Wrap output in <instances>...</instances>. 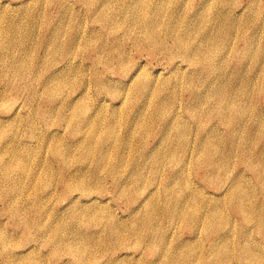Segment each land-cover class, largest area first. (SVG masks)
Listing matches in <instances>:
<instances>
[{
    "label": "rangeland",
    "instance_id": "obj_1",
    "mask_svg": "<svg viewBox=\"0 0 264 264\" xmlns=\"http://www.w3.org/2000/svg\"><path fill=\"white\" fill-rule=\"evenodd\" d=\"M10 1L16 3V5H0V28H4L8 20L13 17L27 19L23 34L24 36L26 35L25 39H28L29 45L32 42H34L33 44L36 43L34 50H30L28 53V58L34 60L40 57L43 62L48 58V63L50 61H58L56 65L54 63H52L53 65L49 64L50 67L44 71L45 74L51 73L60 67L65 71V73L61 75L62 80L59 82L60 89L58 88V93L54 101L49 104H45L44 102L39 104L45 107L48 105V107L51 106V108H57L59 110L66 101V99L63 100L64 98L81 89L84 93L81 98L85 97L84 101L86 104L90 107L96 106V108H99V105L102 104L105 109L104 113L101 115L102 118H100L99 113V118L97 119L106 120V124L110 125L114 133V140L117 141L116 144L114 143L112 145L114 150L116 145L120 144L121 141L129 139L130 131L134 132L131 139L128 140L130 143L122 150L124 151L125 157H130L131 160H136L137 156H140L142 151L145 150L144 145L139 147L141 141H144V143L146 142V149H151L153 144L156 145L157 142L160 141L155 136L160 128L159 122L161 120L157 117L159 113H163L166 116L170 113L180 115L176 116L177 120L180 122H186V120H188L192 123L198 122L197 119H201V113L196 114L195 111H192V113L188 112L186 107H184L186 102L191 100L189 99L190 93L187 91L189 85L200 89L201 93L209 92V95H211L210 101L214 104L213 112H210V114H212L214 119L211 120L206 118V114L202 118V121L207 120L209 124L210 122L215 123L219 115L218 112H215L218 104L215 103L218 100L216 98V92L219 89L230 92L237 91L242 96H244V93L249 95L248 98L241 97L237 105L247 110L242 122L236 123L234 121V116L229 118L232 123L230 129H234L237 138H249L248 132H252L248 129L249 126L245 125V123L248 125L251 124L252 115L249 112L250 109L254 110L253 107L261 106L264 110V0H214L210 7L202 9V12L205 13L203 28L211 33L207 40V43H209L207 49L213 48L211 53L216 51L214 53V61L212 65H207L205 69L206 74L203 75V77L192 73L194 67L190 62H186L178 57L174 58L172 62L163 56L159 57V51L154 53L142 47L141 42L136 38L137 34L131 32L127 24L121 21V19H117L116 24L111 23V26H102L103 22L100 21L101 18H98L99 14L92 5L93 2L98 0ZM23 1H25V3H21ZM171 1V9L180 6L183 8L182 14H184L185 18L182 19V23L184 25L188 22V19H186L187 16L192 15L196 7H200L205 3L204 0ZM33 15L37 16L38 19L31 20L29 28L32 35H29L26 28L29 17ZM217 17H220V19L215 20ZM59 18H69V21L66 20L63 27L60 29V35H62V33L64 34V27H66L69 30L68 33L76 30V34H79L78 37L80 36L82 47L74 49L76 51L73 54H71L70 51L67 54L63 51L58 54H48L45 49L38 48L43 45H37V43L41 40L45 41L46 37L50 35L51 29L56 26L57 19ZM71 19L73 20L70 21ZM78 22L82 23L81 30L74 28ZM214 24L217 26L216 29H212ZM68 33L66 32L64 38L68 37ZM93 33L98 34L90 38V35ZM86 37L90 39L86 40ZM115 38H120V42L123 41V45L119 46L115 54L116 60L112 62L111 58H105L102 55L103 52H100L99 56L102 62L97 68L102 70V68L107 65L104 75L108 80H112V82H110L112 83V88H124L129 93L130 90L134 88L130 89V86H125L124 81H119L121 80L123 72L130 70L132 67L134 72L137 71V74H145L149 78L154 77L156 83L151 87L149 94L144 98L140 96V99H138L132 94L127 95V93H124L123 95L118 94L119 96L113 99L105 92H100L96 88L93 77L95 76L94 71L97 68L95 70H84L80 66L82 63L86 65L93 64L94 68L96 65L94 58L97 57L98 61L100 60L98 54L95 55L92 53V47H86L88 43L95 45L100 43L107 44L108 40L114 42ZM15 39H20V36H15ZM119 53L124 55V65H119L120 60L117 61ZM64 56L66 57L65 60L62 58ZM159 59L162 60L163 63H161L162 61L160 62ZM66 60L72 62L68 67L65 66ZM136 60H139L138 64H141L137 68L134 67ZM176 65L179 69H174ZM217 66L222 67L223 74L226 76L231 74L239 76V81L234 84H230L229 82L222 84L223 79L219 78L220 73H218V76L211 74V69L213 70V68ZM158 73H161L160 76H158ZM177 79L178 81L175 83ZM165 80H167L168 83L171 82L167 88H164L163 85ZM9 81L12 83V79ZM31 81L34 83L36 82L34 79H31ZM89 81H91V85L86 90L85 85ZM22 84L24 85L26 83L22 82ZM2 85L3 83L1 82L0 89ZM15 85L19 84L16 83ZM175 86H178V89L173 90ZM12 87H14V85ZM139 89L142 91V86ZM27 92L28 88L23 86L22 90L15 91L11 95H6L4 97L0 96V110L11 109L13 104L17 101V97L21 96L19 94H25ZM251 96H253V99H251ZM103 99H106V102L102 103L101 100ZM238 101L239 99L237 102ZM139 103H143L145 106L143 108L144 115L136 117V112L140 108ZM145 103H147V105ZM206 103L203 102L201 105L198 103L196 106L206 110L205 108L207 107L208 109L210 106L209 103ZM193 104H196L194 100ZM36 107L37 104L35 102L27 101L20 116H7L2 119L5 121V138H3L5 141H10L11 143L14 139V142H12L13 144L21 143L25 145L28 147V153L31 158L32 155L38 156L40 153L43 154V157L35 160V162L28 161L26 169L16 168L10 182L7 184L10 190H16L17 187H22L21 190L16 191L17 193L14 191L13 193L15 194L14 199L17 200L18 198L19 200V202H17L18 207L23 211V221H19L15 224L11 221L9 212L7 215L0 214V218L4 220L3 224L5 225V223H7L8 229L15 234L13 237H17L18 243L13 247L15 251L23 247L26 235H30V237L27 238H35L38 236L43 237L45 233L40 247L32 248V252L29 254L31 255L30 258L35 263H41L43 261L44 264H62L63 260L65 262H67V260H79L80 256L77 257L78 255H75L71 250L74 255V258L72 257L70 249L66 246L68 242H77L83 245L87 244L88 246L85 245L83 250L92 245V247H94L93 251L100 254L106 247V240L115 237V234L108 233L100 236L102 233L98 235L97 231L113 216L117 218V223L120 224L119 229L122 231V239L126 245V248L119 251V253L123 255L126 253L125 256L127 257L122 264H154V262L155 264H220V261L225 264H240L238 262L239 260L234 257H223L218 259L206 251L210 242L225 232L232 236V242L234 238L235 242L238 241L242 244L246 242L242 239V235L246 238L253 236L256 241L254 249L259 251L264 250V234H260L255 225H251L252 227L250 226L251 228L249 227L250 229L244 233L245 229L243 228V222L240 216L233 210V205L239 203V201L232 202L228 200L226 204L218 208V212H213L211 219L216 222V225L221 224V226L214 227H209L208 221H205L204 225L198 223L199 221H197V219L195 221L198 214L201 216L205 214L201 199L197 197H195L192 204L196 212H191L188 208H184V210L181 208L182 211L178 209H170L166 212L160 211L159 206H170L174 204L178 198L184 202L188 197L186 192L189 187H195L194 183L191 185L193 182L191 180L200 178L199 174L202 175L205 171L201 165L198 166L197 163L195 164V160L192 161V163H188V158H186L185 162L183 161L184 154L178 141L176 143L179 146L177 159H174L170 154L168 160L163 162L160 170L156 172L151 170V164L145 167L142 166L146 174V180L141 182L142 189L137 191L136 195L133 196L134 199L131 201L126 195L122 196L120 193H114L113 191L112 193L108 192L107 186H111V178L108 176L107 179L109 183H106L103 178V170L97 176H90L88 180L89 185L86 187V192L90 191L91 195H81L82 191L75 189L72 190V192L64 193L63 188L65 185L61 176L63 169L56 159H52V153L49 155L47 147L43 146L41 141L44 138V132L47 130V127L51 128L50 130H57L55 137H57L60 142L62 141V143H65V141H73L74 135L69 133V126L64 119V112H68V109L63 108L62 114L54 111L51 117L52 120L49 125H46L40 118H37L39 116L35 114ZM114 112H116V114H114ZM205 112L208 114L207 111ZM154 113L156 114L154 115ZM30 120L34 121L35 124H30ZM137 120L138 122H136ZM128 124L133 125L128 126ZM255 129L257 130H255L253 134L256 135L257 140L259 131L261 130L258 129V126ZM223 132H225V129L221 131V134L225 135L226 133L224 134ZM139 134L142 137H140ZM196 136L195 130L189 129L186 132L187 139L189 138L195 141ZM201 136L202 135H199L198 137ZM11 137L12 139L10 140ZM78 138H80V135H78ZM160 142H162V144L159 143L156 145L154 150L158 148L164 149L163 147H165L164 143H166V140ZM247 143L249 144V140H247ZM118 146L123 147L122 144ZM258 146H262V144ZM220 150L223 151L222 154H225L228 147L219 148V154ZM153 151L150 150L149 152ZM47 156L48 159H50L45 161ZM11 159L12 161L14 159L12 154L9 160ZM13 162L14 166H16V160ZM235 162L238 164L234 166L233 171L236 173L237 171H244L246 176L250 177L246 184L253 186L264 183L255 178L247 169L246 163H240V160L237 158H235ZM73 164L74 162L71 163V165ZM164 164L167 165L166 170H164ZM80 165H83L81 159L76 162L75 166H70L68 169H73ZM257 167L262 175H264V161L257 163ZM134 168L135 166L133 164L123 167L120 176L126 180V178L130 177ZM170 168L181 170L183 175L173 181V184H177V189L166 193L164 191L165 182L163 176L166 180V175ZM36 171L40 173L39 178L36 180L29 178L32 177V173ZM24 172H26V179H20V175ZM228 178L230 177L225 176L221 184L224 185L228 181ZM51 179L52 183L50 185L43 184V181L46 182ZM181 186L184 190L178 196L179 192L177 190L181 188ZM111 188L113 189L112 186ZM197 188V190L204 195L216 194L217 192L214 188L207 185H205V189L203 190H201L199 186H197ZM99 190L103 192L106 191L103 198H105V201H108V203H87V205H91V208L96 207L101 210L99 214L100 219L95 222L96 224H92L93 222L90 223L91 225H86V223L83 225H79L78 223L70 224L68 217V223L62 222L60 227H55L58 216L67 217L70 215V210L68 209L65 213H60V210L53 208H56V206L63 208L62 206L67 203L69 198L76 196H79V200L77 199L78 203H75L74 207L80 208V204L86 202L85 200H88L92 196L96 197L101 195L98 192ZM53 191L55 194H53L52 197L49 196V193L52 194ZM46 192L48 193L44 194ZM258 195L260 198L262 197L261 193ZM144 198H146V204L142 203L140 206H137ZM251 199H253V197H251ZM155 202H157V206H155V209L150 210L148 204L152 205ZM247 202L248 200L245 199L244 203ZM43 204L46 210L48 209V213L46 212L42 216L41 225L36 226L33 223V219L30 220V218L35 217L32 215L38 210V207H42ZM0 205L2 206V204ZM209 212H211V210H209ZM246 215L249 218L254 217L252 212H247ZM262 215L264 216V211ZM144 218H150V223L146 224ZM203 218L208 219V216L205 214ZM132 229H135V231ZM47 235L57 238L51 241L47 238ZM180 241L185 242L184 247L178 246ZM232 242L225 244L226 246L224 244L222 246H224V249L229 248V250H231ZM54 244H58L59 254L54 255ZM177 255L181 257H175L174 259L173 256ZM161 256H165L164 260H160ZM95 257L99 260L103 256L100 255ZM140 257H142V260ZM138 258H140V261H137ZM156 260H159V262ZM89 264L97 263L92 260ZM255 264H264V260L258 259V262Z\"/></svg>",
    "mask_w": 264,
    "mask_h": 264
},
{
    "label": "bare ground",
    "instance_id": "obj_2",
    "mask_svg": "<svg viewBox=\"0 0 264 264\" xmlns=\"http://www.w3.org/2000/svg\"><path fill=\"white\" fill-rule=\"evenodd\" d=\"M204 1L205 3L200 7H196V10L192 15L187 16L186 19H188V22L186 25L182 23V19L185 18L184 14H182L183 8L180 6L171 9V0H98L93 2L92 5L99 14L98 18H101L100 21L103 22L102 26H111V23L116 24V20L121 19V21L127 24L131 32L137 34L136 38L141 42L142 47L154 53L159 51V57L163 56L172 62L176 57L186 62H190L194 67L192 73L203 77V75L206 74L205 69L207 68V65H212L214 61V53L216 52L214 51L211 53L213 48L207 49L209 45L207 40L211 33L203 28L205 13L202 12V9L210 7L214 0ZM21 3H25V1ZM10 4L16 5V3L11 2L10 0H0V5L9 6ZM33 19H38V17L35 15L29 17L26 28L29 35H32L29 25ZM219 19L220 17L215 18V20ZM66 20L69 21V18L57 19V24L51 29L50 35L46 37L45 41L41 40L37 43V45H43L38 47L39 49H45L48 54H58L62 51L66 54L70 51V53L73 54L76 51L74 49L82 47L80 36L78 37L79 34H76V30L68 33V28L64 27V34L62 33V35H60V29L63 27ZM72 20L73 19L70 21ZM26 22L27 19L25 18L13 17L8 20L7 25L4 28H0V83H3L0 89V96L4 97L6 95H11L15 91L22 90L23 86L28 88L27 93L19 94L21 96L17 97V101L13 104L11 109L0 110V204H2V206L0 205V214L7 215L9 212V217L15 224L19 221H23V211L18 207L17 202H19V200L18 198L17 200L14 199L15 194L13 193V191L17 193L16 191L21 190L22 187H17L16 190H10L9 185L7 184L10 182L12 174L16 168L26 169L28 161L35 162V160L43 157V154L40 153L38 156L32 155L31 158L28 153V147L21 143L13 144L12 142H14V139L11 143L10 141H5L3 139L5 138V121L2 119L7 116H20L23 112L25 103L27 101H33L37 104V107L35 108V114L39 116L37 118H40L46 125H49L52 120L51 117L54 111L62 114L63 108L68 109V112H64V119L69 126V133L74 135L73 141H65V143H62V141L60 142V140L55 137L57 130H50L51 128L49 127H47V130L44 132V138L41 141L42 145L47 147L49 155L52 153V159H56L63 169L61 176L65 185L63 188L64 193L72 192V190L75 189L81 190V195H91L90 191L86 192V187L89 185L88 180L90 176H97L103 170L104 181L109 183L107 177L109 176L111 178V186L113 189L108 185V192L112 193L113 191L114 193H120L122 196L126 195L131 201L134 199L133 196L136 195L137 191L142 189L141 182L146 180V174L144 168L142 169V166L145 167L148 164H151V170L156 172L157 170H160L163 162L168 160L170 154L174 159H177L179 146L176 143L178 141V144L181 145L180 147L183 150V161L185 162L186 158L189 160L188 163H192V161L195 160V164L197 163L198 166L201 165L205 171L202 175L199 174L200 178L191 180L193 181L191 185L194 183L196 188L189 187L186 192L188 197L184 202L178 198L174 204L170 206H159L160 211L162 210L163 212H166L170 209L181 210V208H183L184 210V208H188L191 212H196L194 211L192 204L195 197H197L201 199L208 219L203 218L205 214L203 216L198 214L195 221L197 219V221H199L198 223L203 225L205 224V221H208L209 227H214L221 226V224L216 225V222L211 219L213 212H218V208L226 204L228 200L232 202L239 201V203L233 205V210L238 216H240V219L243 222V228L245 229L244 233L255 225L259 233L264 234V216L262 215L264 211V183L253 186L248 185L246 182L250 177H247L244 171H237V173L233 171L234 166L238 164L235 162V158H237L240 160V163H246L247 169L257 180L264 182V175H262L257 167V163L264 161V110L261 106L253 107L255 111L250 109L249 112L252 115L251 124L248 125L244 122L245 125L249 126L248 129L252 131L248 132L249 138H237L234 129H230L232 127V123L229 120L231 116L235 117L234 121L236 123H241L245 118L247 110L237 105L239 104L241 97H249L247 93H244V96H242L237 91L230 92L219 89L216 92V98L218 100L215 102L218 103L215 112H218L219 115L215 123L210 122L209 124L207 120L202 121V118L206 114V118L211 120L214 119L212 114H210V112H213L214 104L210 101L211 95H209V92L201 93L200 89L189 85L187 91L190 93L189 99L191 100L186 102L184 107H186L188 112L192 113V111H195L196 114L201 113V119H197L198 122L192 123L188 120H186V122H180L176 118V116L180 115L170 113L166 116L165 114L158 112L159 114L157 117L161 121L159 122L160 128L155 136L160 141L166 140V143H164L166 148L163 147L164 149L158 148L154 150L156 145L159 143L162 144V142L159 141L156 145L153 144L151 149H146V142L144 143V141H141L139 147L144 145L145 150L142 151L140 156H137L136 160H131L130 157H125L124 151L122 150L128 145V143H130L128 140L131 139L134 132L130 131L129 139L121 141L120 144L116 145L114 150L112 145L114 143L116 144L117 141L114 140V133L111 130L110 125L106 124V120L97 119L99 118V113L100 118H102L101 115L104 113L105 109L102 104L99 105V108H96V106L90 107L86 104L84 101L85 97L81 98L84 94L81 89L64 98L63 100L66 99L64 105L67 107L63 105L59 110L57 108H51V106L48 107V105L45 107L39 104L41 102L49 104L54 101L58 93L57 90L60 86L59 82L62 80L61 75H63L65 71L60 67L51 73L45 74L44 71L50 67L49 64L54 63L56 65L58 64V61H50L48 63V58L44 62L40 57H37V59L34 60L28 58V53L30 50H34L36 43L33 44L34 42H32L29 45L28 39H25L26 35L24 36L23 29L25 28ZM216 27L217 26L214 24L212 29H216ZM74 28L81 30L82 23L78 22ZM66 32L68 33V37L64 38ZM97 34L98 33L91 34L90 38ZM17 35L20 36V39L18 40L15 39V36ZM90 38L86 37V40H89ZM119 39L115 38L114 42L108 40L107 44L100 43L95 45L88 43L86 47H92V53L95 55L98 54V56L100 52H103L102 55L105 58H111V61L114 62L116 60L115 54L117 53L119 46L123 45V41L120 42ZM65 56L62 57L64 60L66 58ZM99 58V61L97 57L94 58L96 62L94 68L93 64L86 65L85 63H82L80 66L84 70H95L102 62L100 56ZM119 60V65L125 64L124 55L120 53L117 61ZM159 61L161 62L162 60L159 59ZM65 63V66L67 67L72 64L70 60H66ZM138 63L139 60H136L134 67L137 68L141 65ZM161 63H163V61ZM105 67H103L102 70L97 68L94 71L95 76L93 78L96 88L100 92H105L113 99H115L116 96H119L118 94L123 95L124 93H127V95L132 94L138 99H140V96L141 98H144L149 94L151 87L156 83L154 77L149 78L145 74H137V71L134 72L131 67L130 70L122 73L121 80L119 81H124L125 86H130V89H134H129V93L124 88H112V83H110L112 80H108L104 75ZM174 69H179V67L176 65ZM218 73H220L219 78L223 79L222 84H225V82L234 84L240 79L239 76L234 74L229 76L224 75L221 66L214 67L213 70L211 69V74L218 76ZM160 74L161 73H158V76H160ZM10 79H12V83L9 81ZM31 79L36 80V82L34 83ZM177 81L178 79L175 80V83ZM22 82H25L26 84L23 85ZM16 83L19 85H15ZM170 84L171 82L168 83L167 80L163 82L164 88H167ZM13 85L14 87H12ZM90 85L91 81L85 85L86 90ZM141 86L142 91L139 89ZM176 89H178V86H175L173 90ZM238 99L239 101L237 102ZM251 99H253V96H251ZM193 100L196 104H193ZM101 101L104 103L106 102V99ZM203 102L210 104L208 109L206 107V110H204L196 106L198 103L201 105ZM145 104L147 105V103ZM139 106L140 108L136 112V117L144 115L143 108L145 106L143 103H139ZM205 111H207L208 114ZM114 114H116V112H114ZM155 114L156 113H154V115ZM136 122H138V120ZM30 124L34 125L35 122L30 120ZM131 125L133 124H128V126ZM257 126L261 131H259V136L256 140V135L253 133L257 130L255 129ZM189 129L193 131L195 130V135L197 134L195 141H192L189 138L187 139L186 132ZM223 129H225V132H223L224 134L226 133L225 135L221 134ZM78 135H80V138H78ZM199 135L202 136L198 137ZM11 139L12 137L10 140ZM247 140H249V144L247 143ZM121 144L123 147L118 146ZM259 144H262V146H258ZM223 147H228L227 152L222 154L223 151L220 150L219 154V148ZM150 150L154 151L149 152ZM11 154L14 157L13 161L16 160V166H14L12 159L9 160ZM49 159L47 156L45 161H48ZM79 159L83 161V165L68 169L70 166H75ZM72 162H74L73 165H71ZM130 164H133L135 168L132 170L130 177L125 180L120 176V172L123 167L129 166ZM166 167L167 165L164 164V170H166ZM39 175L40 173L36 171L33 172L31 175L32 177L29 178L36 180L39 178ZM182 175L183 172L181 170L170 168L167 172L166 180L163 176L165 182L164 191L166 193L175 191L177 189V184H173V181ZM225 176H229L230 178H228V181L222 185L221 183L224 181L223 179ZM21 178L26 179V172L20 175V179ZM51 181L52 179L46 182L43 181V184L50 185L52 183ZM205 185L214 188L217 191L216 194L204 195L197 190V186L201 187V190H203L205 189ZM183 190L182 186L181 188H178V196ZM98 192L101 195L96 197L92 196L88 200H85L86 202L80 204V208L74 207L75 203H78L77 199L79 200V196L69 198L67 203L62 206L63 208L58 206L53 208L60 210V213H65L68 209L70 210V215L67 217L58 216L55 227H60L62 222L68 223V217L70 224L78 223L79 225H83L86 223V225H91V222L94 224L98 221L100 219L99 214L101 213V210L96 207L91 208V205H87L88 202L108 203V201H105V198H103L106 191L103 192L99 190ZM47 193L48 192L44 194ZM260 193L262 194L261 198L258 195ZM50 194L51 193H49V196L52 197L55 192L53 191L52 194ZM251 197H253V199H251ZM245 199L248 200L247 203H244ZM145 200L146 198L142 199L137 206H140L142 203L146 204ZM148 205L150 206V210H152L157 206V202ZM209 210H211V212H209ZM47 211L48 209L46 210V207L43 204L42 207H38V210L32 215L35 217L30 218V220L33 219V223L36 226H40L43 219L42 216ZM247 212H252L254 217H247ZM144 219L146 220V224L150 223V218ZM3 221L4 220L0 218V263L44 264L43 261L41 263L33 262L30 258L31 255L29 254L32 252V248L40 247L45 233L43 237L38 236L35 238H27L30 237V235H26L23 247L15 251L13 247L18 243L17 237H13L15 234L8 229L7 223H5V225L3 224ZM119 226L120 224L117 223V218L113 216L102 225L100 230L97 231L98 235L102 233L100 236L108 233L115 234H113L115 237L106 240V247L100 254L93 251L94 247H92V245L83 250L85 245L88 246L87 244L83 245L77 242H68L66 246L70 249L72 257L74 258V252L75 255H78L77 257L80 256V259L67 260V262L63 260L62 264H89L92 260L97 264H122L127 257L125 256L126 253L124 255L119 253L121 249L126 248L122 239V231L119 229ZM132 230L135 231V229ZM47 238L53 241L57 237L47 235ZM242 239L246 241L244 244L239 243L238 241L235 242L234 238L232 242V236L225 232L217 238H214L207 246L206 251L218 259L223 257H234L239 260L238 262L240 264H255L258 262V259L264 260V250L259 251L254 249L256 241L253 236L246 238L242 235ZM229 242H232V249H224V246L222 245L228 244ZM178 246L184 247L185 242L180 241ZM71 250L73 252H71ZM56 254H59L58 244H54V255ZM94 255H102L103 257L98 260ZM173 257L175 259V257L180 258L181 256L177 255ZM140 258L142 260V257ZM140 258H138L137 261H140ZM164 258L165 256H161L160 260H164ZM156 261L159 262V260ZM220 264L225 263L220 261Z\"/></svg>",
    "mask_w": 264,
    "mask_h": 264
}]
</instances>
